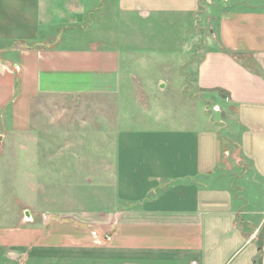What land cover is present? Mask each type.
<instances>
[{"label":"crops","instance_id":"1","mask_svg":"<svg viewBox=\"0 0 264 264\" xmlns=\"http://www.w3.org/2000/svg\"><path fill=\"white\" fill-rule=\"evenodd\" d=\"M100 4L0 0V145L25 135L32 157L35 105L43 116L50 98L104 96L111 112L92 118H112L122 172L109 209L0 228V264H264V0ZM106 11L200 16L193 89L215 111L204 126L134 128L118 100L124 50L100 33Z\"/></svg>","mask_w":264,"mask_h":264},{"label":"rangeland","instance_id":"2","mask_svg":"<svg viewBox=\"0 0 264 264\" xmlns=\"http://www.w3.org/2000/svg\"><path fill=\"white\" fill-rule=\"evenodd\" d=\"M105 1L99 0V7ZM104 16L106 29L100 33L106 34L108 43L124 50L118 100L133 118L134 128L204 126L206 113L215 111L205 100L208 94L199 95L193 89L197 41L201 45L195 37V30L202 26L200 16L140 18L114 11H106ZM125 50L133 52V57ZM191 94L193 100L186 99ZM90 97L74 103H63L56 97L53 102L52 98L42 101L46 107L43 116L34 106L37 128L32 135L38 149L32 157L24 147L28 137L15 135L12 144L5 136L0 145V228L27 223L39 226L48 215L66 217L77 210H103L114 204L118 189H122V172L116 158V134L107 123L112 118L108 114L92 118L95 106L108 108V113L111 109L104 96ZM113 103L110 105L115 110ZM74 109L78 110L75 116L69 117ZM94 123L106 131L97 132ZM257 205L264 206V201Z\"/></svg>","mask_w":264,"mask_h":264}]
</instances>
